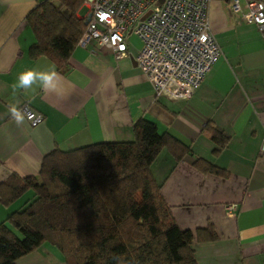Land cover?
Segmentation results:
<instances>
[{
    "label": "crops",
    "instance_id": "crops-1",
    "mask_svg": "<svg viewBox=\"0 0 264 264\" xmlns=\"http://www.w3.org/2000/svg\"><path fill=\"white\" fill-rule=\"evenodd\" d=\"M39 1L0 0V184L13 175L37 176L55 149L131 141L134 124L145 119L190 147L179 162L163 150L151 170L182 230L215 229L216 241L194 242L198 263L264 264V38L258 27L232 14L230 0H212L209 20L223 57L191 99L177 100L156 95L135 61L142 43L132 34L130 56L120 61L94 40L86 48L77 45L65 75L48 58L31 59L35 36L26 18ZM49 65L57 73V91L38 81L13 89L20 72ZM13 105L30 106L44 122L32 127L24 117L17 124ZM210 125L227 137L219 152L206 132ZM197 159L225 175L200 171L193 165ZM31 195L10 206L0 203V224ZM231 204L239 206L232 215L226 210ZM39 249L18 264H64Z\"/></svg>",
    "mask_w": 264,
    "mask_h": 264
},
{
    "label": "trees",
    "instance_id": "trees-1",
    "mask_svg": "<svg viewBox=\"0 0 264 264\" xmlns=\"http://www.w3.org/2000/svg\"><path fill=\"white\" fill-rule=\"evenodd\" d=\"M84 2H38L26 18L35 36L31 59L48 58L60 73H69L86 28L79 17ZM133 129L131 141L55 149L44 157L37 176L13 175L0 184L5 206L32 194L0 224V264H18L45 243L61 252L64 264H199L193 244L216 241L215 229L182 230L151 170L163 150L179 162L190 147L145 119ZM206 132L216 152L226 147L227 137L214 126ZM193 165L225 175L202 159Z\"/></svg>",
    "mask_w": 264,
    "mask_h": 264
},
{
    "label": "built area",
    "instance_id": "built-area-1",
    "mask_svg": "<svg viewBox=\"0 0 264 264\" xmlns=\"http://www.w3.org/2000/svg\"><path fill=\"white\" fill-rule=\"evenodd\" d=\"M211 1L85 0L86 28L78 45L94 40L120 61L130 56L128 36L135 35L142 43L135 61L156 95L189 100L223 57L209 20ZM230 11L255 24L264 38V0H230ZM20 110L32 127L44 122L28 105ZM238 208L226 210L232 215Z\"/></svg>",
    "mask_w": 264,
    "mask_h": 264
},
{
    "label": "clouds",
    "instance_id": "clouds-1",
    "mask_svg": "<svg viewBox=\"0 0 264 264\" xmlns=\"http://www.w3.org/2000/svg\"><path fill=\"white\" fill-rule=\"evenodd\" d=\"M37 81L39 82L40 87L57 91V73L55 71L54 65H49V67L43 71L34 68H28L20 72L13 84V89H30ZM10 113L11 117L16 121L17 124L23 122L24 114L17 106L13 105L10 108Z\"/></svg>",
    "mask_w": 264,
    "mask_h": 264
},
{
    "label": "rangeland",
    "instance_id": "rangeland-1",
    "mask_svg": "<svg viewBox=\"0 0 264 264\" xmlns=\"http://www.w3.org/2000/svg\"><path fill=\"white\" fill-rule=\"evenodd\" d=\"M85 11H86L85 9L80 11L81 12L80 15L82 16L85 13ZM15 232L19 237H21V234L18 231L15 230ZM39 251L42 254L48 256L55 263H58V261L60 262L63 259V255L61 254V252L50 243H45V245H43V247H41Z\"/></svg>",
    "mask_w": 264,
    "mask_h": 264
},
{
    "label": "water",
    "instance_id": "water-1",
    "mask_svg": "<svg viewBox=\"0 0 264 264\" xmlns=\"http://www.w3.org/2000/svg\"><path fill=\"white\" fill-rule=\"evenodd\" d=\"M146 18V16L144 17V19Z\"/></svg>",
    "mask_w": 264,
    "mask_h": 264
}]
</instances>
